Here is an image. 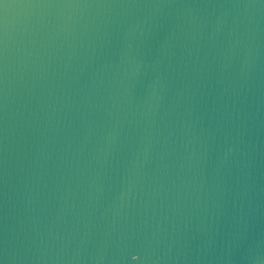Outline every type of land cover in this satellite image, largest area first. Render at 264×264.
Wrapping results in <instances>:
<instances>
[{
    "label": "water",
    "instance_id": "1",
    "mask_svg": "<svg viewBox=\"0 0 264 264\" xmlns=\"http://www.w3.org/2000/svg\"><path fill=\"white\" fill-rule=\"evenodd\" d=\"M133 255L264 264V0H0V264Z\"/></svg>",
    "mask_w": 264,
    "mask_h": 264
},
{
    "label": "snow or ice",
    "instance_id": "2",
    "mask_svg": "<svg viewBox=\"0 0 264 264\" xmlns=\"http://www.w3.org/2000/svg\"><path fill=\"white\" fill-rule=\"evenodd\" d=\"M133 257H137L138 259H136L135 261L137 262V264H139L140 260H141V257L139 255H133ZM133 260V259H132Z\"/></svg>",
    "mask_w": 264,
    "mask_h": 264
}]
</instances>
